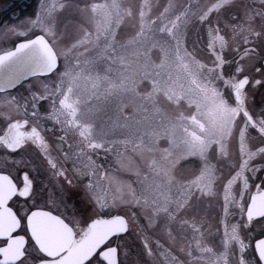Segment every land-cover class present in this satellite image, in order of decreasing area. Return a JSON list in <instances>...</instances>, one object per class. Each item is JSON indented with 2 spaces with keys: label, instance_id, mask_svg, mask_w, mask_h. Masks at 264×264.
<instances>
[{
  "label": "rangeland",
  "instance_id": "1",
  "mask_svg": "<svg viewBox=\"0 0 264 264\" xmlns=\"http://www.w3.org/2000/svg\"><path fill=\"white\" fill-rule=\"evenodd\" d=\"M38 12L61 60L45 95L127 216L123 264H166L165 236L177 255L173 236L207 224L225 187L224 170L209 187L194 162L182 164L180 125L193 111L194 83L217 52L242 46L248 34L264 38V0H56L28 9L26 19ZM30 83L36 88L33 79L13 94L28 95ZM78 128H89L87 140L100 148L82 147Z\"/></svg>",
  "mask_w": 264,
  "mask_h": 264
},
{
  "label": "snow or ice",
  "instance_id": "2",
  "mask_svg": "<svg viewBox=\"0 0 264 264\" xmlns=\"http://www.w3.org/2000/svg\"><path fill=\"white\" fill-rule=\"evenodd\" d=\"M0 31L3 37L32 38L18 45L17 62L7 69L0 56V264H123L127 216L68 142L65 127L52 114L54 101L45 95L48 78L60 65L57 59L54 67H47L51 38L39 12ZM33 77L36 88L30 83L27 96L9 90ZM42 217L62 226L59 235ZM116 219L125 226L94 242L96 226ZM242 219L245 231L257 224L255 234L249 233L251 244L264 237V216ZM246 253L244 249L240 255ZM256 260L250 258V264Z\"/></svg>",
  "mask_w": 264,
  "mask_h": 264
},
{
  "label": "flooded vegetation",
  "instance_id": "3",
  "mask_svg": "<svg viewBox=\"0 0 264 264\" xmlns=\"http://www.w3.org/2000/svg\"><path fill=\"white\" fill-rule=\"evenodd\" d=\"M46 1L0 0V29L5 24L26 20L28 9L41 8L56 0ZM31 39L11 34L3 37L0 31V55ZM240 41L243 45L238 44L226 55L215 54L209 74L197 75L194 97L189 100L193 111L182 117L180 125L183 166L194 162L199 169V181L209 187L214 186L219 171L224 170L221 208L208 214L207 224L201 225L198 220V225L190 230L191 235L186 229H180L173 236L177 255L170 250L171 235L165 236L162 247L169 248L166 264H250L252 257H258L255 264H264V237L251 244L249 233L255 234L257 224L245 231L242 219L243 216L249 219L264 216V38H253L248 34ZM53 50L61 67L58 53ZM33 79L10 91L15 93ZM18 93L27 96L24 91ZM184 94L180 97L185 101L188 91ZM207 103L211 104L210 110L205 108ZM69 119L74 121V116ZM88 129H76L80 145L88 150L100 148L96 142L87 140ZM96 164L102 168V162ZM42 218L53 233L59 235L62 226L57 221ZM105 234L106 222L98 224L94 242ZM244 249L247 253L241 256Z\"/></svg>",
  "mask_w": 264,
  "mask_h": 264
},
{
  "label": "water",
  "instance_id": "4",
  "mask_svg": "<svg viewBox=\"0 0 264 264\" xmlns=\"http://www.w3.org/2000/svg\"><path fill=\"white\" fill-rule=\"evenodd\" d=\"M39 39L40 40H44L45 37L42 36ZM31 40L20 42V43H18L16 45V47L13 50L0 55V56H4L5 57V59L2 61V64L5 67V69H7V67H9V66H11V65H13L14 63L17 62V59H18V53H17L18 45L21 44V43L27 45V44H29L31 42ZM46 54H47V56L49 58V64H48L47 67H49V68L54 67L58 58H57L56 53L54 52V50H53V48L51 47L50 44L47 45V53ZM36 72L40 73L41 69L37 68ZM9 90H12V89H9ZM127 225H128V222H127ZM124 226H125V221L123 219H116V220H112V221L106 222V234L109 233V232H112V231H118V230L122 229Z\"/></svg>",
  "mask_w": 264,
  "mask_h": 264
}]
</instances>
